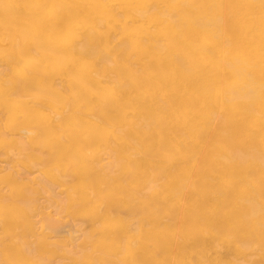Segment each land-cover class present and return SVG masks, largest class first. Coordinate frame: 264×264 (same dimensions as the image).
<instances>
[{"label": "bare ground", "instance_id": "6f19581e", "mask_svg": "<svg viewBox=\"0 0 264 264\" xmlns=\"http://www.w3.org/2000/svg\"><path fill=\"white\" fill-rule=\"evenodd\" d=\"M0 264H264V0H0Z\"/></svg>", "mask_w": 264, "mask_h": 264}]
</instances>
